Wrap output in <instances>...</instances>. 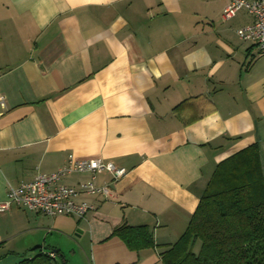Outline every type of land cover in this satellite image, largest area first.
<instances>
[{
	"label": "crops",
	"instance_id": "0c3cea01",
	"mask_svg": "<svg viewBox=\"0 0 264 264\" xmlns=\"http://www.w3.org/2000/svg\"><path fill=\"white\" fill-rule=\"evenodd\" d=\"M228 0H0V203L69 154L125 168L83 218L0 211V264L39 251L79 264H164L216 165L257 143L264 56L224 20ZM88 174L60 181L77 185ZM141 227L153 243L114 234ZM13 264V263H12Z\"/></svg>",
	"mask_w": 264,
	"mask_h": 264
},
{
	"label": "trees",
	"instance_id": "16d2710c",
	"mask_svg": "<svg viewBox=\"0 0 264 264\" xmlns=\"http://www.w3.org/2000/svg\"><path fill=\"white\" fill-rule=\"evenodd\" d=\"M113 233L130 248L153 243L141 227L122 225ZM37 250L13 264H64ZM161 257L164 264H264V172L257 143L216 165L186 230Z\"/></svg>",
	"mask_w": 264,
	"mask_h": 264
},
{
	"label": "built area",
	"instance_id": "2783aa9c",
	"mask_svg": "<svg viewBox=\"0 0 264 264\" xmlns=\"http://www.w3.org/2000/svg\"><path fill=\"white\" fill-rule=\"evenodd\" d=\"M239 11L252 17L249 24L237 29L242 41L256 47L258 55L264 56V0H228L222 11V18L228 20ZM6 107V97L0 94V116ZM107 172L112 182L125 176V168L100 158H80L69 154L65 163L50 173H38L30 181H22L17 186L8 185L7 197L0 203V211L8 210L13 204L35 213L47 216L67 215L83 218L95 206L82 196H110L107 184L98 185L95 180L99 173ZM88 174V179L77 185L61 183L62 178L71 174ZM50 256L53 254L49 253Z\"/></svg>",
	"mask_w": 264,
	"mask_h": 264
},
{
	"label": "rangeland",
	"instance_id": "374dc122",
	"mask_svg": "<svg viewBox=\"0 0 264 264\" xmlns=\"http://www.w3.org/2000/svg\"><path fill=\"white\" fill-rule=\"evenodd\" d=\"M197 250V245H196V247H195V251ZM77 257L75 256V255H69V256H67V260H68V262L66 263V264H79L80 263V261H78V259H76ZM11 260H9V262H6V264H12V263H15L16 261H18V260H16L15 262H14V260H12L13 262H10Z\"/></svg>",
	"mask_w": 264,
	"mask_h": 264
}]
</instances>
